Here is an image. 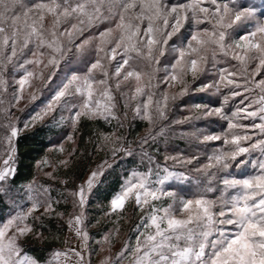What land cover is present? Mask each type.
Masks as SVG:
<instances>
[{"label": "snow or ice", "instance_id": "6c2138e0", "mask_svg": "<svg viewBox=\"0 0 264 264\" xmlns=\"http://www.w3.org/2000/svg\"><path fill=\"white\" fill-rule=\"evenodd\" d=\"M105 22L111 26L100 30ZM166 55L172 62L161 66ZM9 76L18 86L10 94ZM201 76L212 79L196 84ZM54 78L44 106L22 124L14 121L11 109L25 99L33 80L47 85ZM161 85L165 90L157 92ZM176 85L180 90L170 94L167 89ZM210 89L222 100L194 103L193 115L170 120L176 100ZM115 93L123 101L124 118L131 108L132 119L146 121L149 128L135 148L115 131L96 138V147L110 148L113 157L138 156L146 164V170L124 178L107 214L123 212L134 200L143 215L135 243H125L100 264H264V0H0V144L6 148L0 203L10 201L19 209L0 222V264H92L85 206L113 165L105 160L75 191L65 189L58 197L50 185L35 180L15 188L16 142L21 132L48 117L56 121L54 113L61 114L58 125L71 128L66 140L72 142L82 117L116 120L122 128ZM236 97L241 99L229 108ZM37 98L36 92L28 94L29 103ZM199 120H207L208 128H196ZM214 121L226 126L209 131L217 126ZM183 124L193 126L179 133L195 141L193 152L177 150L161 165L150 149L161 138L166 144L175 125ZM56 151L63 153V144ZM74 153L57 162L44 158L37 167H51L45 176L55 180L54 173L68 168ZM176 187L190 194L178 195ZM14 192L26 194L27 207L12 199ZM69 197L73 212L67 224L79 247L51 251L46 261L21 258L26 239L43 237L36 223L53 213L62 218L54 206ZM108 240L106 235L98 243Z\"/></svg>", "mask_w": 264, "mask_h": 264}, {"label": "trees", "instance_id": "16d2710c", "mask_svg": "<svg viewBox=\"0 0 264 264\" xmlns=\"http://www.w3.org/2000/svg\"><path fill=\"white\" fill-rule=\"evenodd\" d=\"M174 2H185V0H170V3ZM108 26L111 25L105 22L100 25V30H103ZM165 58L166 56L162 59L165 60ZM158 73L159 74H157L156 79L160 78V72ZM206 81L209 82L202 76L196 81V84L206 83ZM8 84V94H10L15 88V86L12 85L11 76L8 77ZM164 89V85H161L157 89V92L164 91ZM194 95H188L175 101L171 107V111L169 112L170 120L183 119L185 116L193 113V111H189V106L191 103L190 98ZM7 99H10V96L6 94V100ZM193 101V103L207 102L205 99L198 97H195V100ZM118 102L120 103L119 109L117 110L119 114L118 117L123 120L124 124L122 128L118 127L116 120H113L111 124H108L103 120H89L84 117L81 118L78 129L74 133V135L77 136V146L72 157V162L68 168L61 169L59 173L61 177L68 181L66 185H70L66 186L55 183L53 184L51 191L53 197H58L59 193L65 189H76L77 185L84 180L86 175L90 172L92 166L97 162L101 163L107 160L109 164L113 165L112 168L105 171L102 182L93 190L92 197L90 198V206L88 210L89 213H92V215L87 219V225H99L98 230L91 232V235L96 239H101L105 233L116 226V223L119 221L117 216L127 218L128 222H132V224L137 225L140 222L139 218L143 215V213H136L139 208L135 205V203L133 204L130 215L127 210H124L119 215L117 213L107 214L110 209V199L119 191L124 178L132 171L146 170V164L141 163L138 156L126 157L123 153H119L113 157L109 148L101 150L96 147V138L99 134L111 133L115 131L116 135L124 136L127 141H131V146L135 148V142L139 139V137L144 136L148 131L149 125L146 121L141 119H132L131 108L127 110L128 116L125 119L123 117L125 112L123 102L119 100ZM185 104L188 105V108L182 109L180 106ZM11 113L13 120H18L16 117L17 111L15 107L11 109ZM58 120L59 119L56 118V121ZM18 121L21 124L23 123V120ZM56 121L50 118L45 120L43 123L37 124L35 128H31L20 133L16 142L17 156L15 164L17 175L14 186L15 188H21L24 184L32 180L36 181L39 174L37 163L46 157L51 148L64 141L67 134L71 133L72 130L70 127L66 125H58ZM182 130L192 131L193 128L189 124L175 125L172 133L169 134V139L166 144L163 138H161L154 148L150 149L161 165L165 164L166 155L170 153L175 154V151L177 150L183 151L185 155H190L193 152L195 143L190 138H180L179 133ZM190 144L192 147H189ZM125 146L128 145L126 144ZM155 148H159V152H156ZM5 151V146L0 144V162L4 158ZM172 164L173 161L169 160V166ZM45 182L47 181L45 180ZM175 191L179 194L181 193L182 195L190 194L187 191H182L180 187H176ZM192 191H195L194 186H192ZM26 198V194L18 196L15 192L12 197V199L17 201L18 204H21L23 200L26 201ZM4 203H7L9 206L4 207ZM4 203H0V222L6 221L9 218V213L14 212L16 209V206L12 205L10 201H5ZM167 203L168 202L166 201L164 202L165 205ZM64 204L66 203L61 201L60 204L56 206L57 208L60 207L65 210L67 208ZM115 220L118 221L115 222ZM39 230L43 233V235H45L46 239L41 241L33 239L28 242L24 245V253L28 257L40 258L41 260L46 261L50 257L51 251L61 249L60 245L63 234L67 230V225L57 222V219L51 217L49 219H44L43 223L39 224ZM136 235V231H131L130 239L133 241L136 238Z\"/></svg>", "mask_w": 264, "mask_h": 264}, {"label": "rangeland", "instance_id": "374dc122", "mask_svg": "<svg viewBox=\"0 0 264 264\" xmlns=\"http://www.w3.org/2000/svg\"><path fill=\"white\" fill-rule=\"evenodd\" d=\"M256 2L258 3L259 0H256ZM205 6H209V5L207 3H205ZM162 60H161V66H163L165 63H171L172 62V57L166 55L165 60H163V61ZM221 66H223V65H221ZM76 67L83 69V66L82 65H76ZM61 68L63 69V65L61 66ZM22 74H23L22 72L17 73V75H16L15 78L18 79L19 76L22 75ZM157 74H159V73H157ZM58 75H59V73H58ZM45 76H47V72L45 73ZM163 76H164V73L161 71L160 72V78L158 77L159 79H157V80H161L163 78ZM203 77H205L208 81H210V79H212V76H203ZM259 78H260L259 76L256 77V79H259ZM186 79L189 80V82H191V77L190 76L187 77ZM11 82H12V85L15 86V88L18 87L15 84L14 79L12 77H11ZM54 83H56L55 78L53 79V82L52 83H49L47 85H45L43 81L33 80L32 87L31 88H28L27 91L25 92V99L21 100L20 103L18 105H16V107H15V109L17 111V116H16L17 119L24 121V120H26L33 113L34 110H36V111L40 110V108H42L44 106V102L49 98V95H50L49 89L53 86ZM206 83H208V82L206 81ZM15 88H14V90H15ZM164 88H165V86H164ZM124 90H127V89H124ZM179 90H180V86L179 85H176L173 88L167 89V91L170 94L177 93ZM31 92H36L38 98H37L36 101H33V102L29 103V101H28V94L31 93ZM223 92L226 94L228 92V90L227 89H224ZM115 95H116L117 110H118L119 109V104H120L118 102V100L121 101V102H123V101L121 100V98L119 96V93H115ZM195 97L205 99L207 102L210 99L212 101H214V102H219L220 100H222V95L221 94H215L214 93V90L213 89H210L208 92H205V93H197L194 96H192L190 98V102L191 103H190L189 109H191L192 104H194L193 103L194 102L193 100H195ZM240 99H241V97H236L235 99L230 100L228 107L229 108L233 107L235 104H237L239 102ZM192 111H193V113L191 115H193L195 113V110H192ZM53 115H55L56 118L60 119V115H61L60 113H54ZM62 115L68 116V113L67 112H64V113H62ZM118 115L119 114L117 112V116ZM25 117H26V119H25ZM123 117H124V115H123ZM50 118L51 117H48L47 119H50ZM243 122L244 123H249L248 121H243ZM208 123L209 122L207 120L194 121V124H195V127L196 128H208ZM214 123L217 126L216 127H213V128H216V129L210 128V129H208L209 131H220V130H222V127L223 126H226V122L214 121ZM189 125L193 128V126L191 124H189ZM194 143H195V141H194ZM61 144H63L64 150H65L63 153H60V152L56 151V148L59 145H61ZM76 146H77V136L74 135V142L66 140V137H65V140L62 141V142H60L59 144H57L53 148H51L48 151V154L46 155V157H44V158H47L49 161H52V162H57V161H59L61 159H64L68 155V153H70V152L73 151V149L76 150ZM167 162H168L167 164L169 165V161H167ZM102 163L103 162H101V163L100 162L95 163L92 166L90 172L92 170L96 169L97 165H100ZM0 164H2V161L0 162ZM61 169H65V168H59L57 170V172L54 173V175L56 176V179L55 180H52V179H49L47 176H45V172H51L52 171V168L51 167L44 168L43 170H40L38 168L39 174H38V178L36 179V182L38 184L50 185L51 187H53V184H55V183H58V184H61V185H65V184H62L61 183V181L66 180L65 178H63V177H61L59 175ZM90 172L86 175V177L84 178V180L81 181L77 185V188H78V186L80 184H82L84 181L87 180ZM192 174H196V173L195 172H192ZM45 180L47 182H45ZM69 185L70 184H68L66 186H69ZM76 189H74V190L67 189V191L68 192H71V191H75ZM177 194L178 195H182L181 193L179 194L178 192H177ZM51 195H52V193H51ZM91 197H92V195L90 196V198ZM165 201L168 202V203L170 202V200H164L161 203L164 204ZM23 202L21 204L19 203V205H24L25 207H27L28 204H29V202L27 201V198H26V201L23 200ZM134 203H135L134 200H130L126 204L127 207L125 206V209L124 210H127V212H128L129 215H130V213L132 211V207H133V204ZM64 205L67 208L65 210L62 209V208H60V207L57 208L56 205L54 206L55 209H56V212H59V213H63L64 214L62 218L56 216L55 213H53L49 217L42 218V221H38L36 223V226L35 227H36V230L37 231H40L39 230V224L40 223H43L44 219H49L51 217L57 219V222H61L62 224L67 225V230L63 234V238H62L61 245H60L61 248L67 249L69 247L67 246V243H65V241L67 240V237H72L74 235V233L69 230V226L67 224V221L69 219V214L73 212V207H72V204H71V197H69V201L66 204H64ZM89 206H90V203L85 206L87 219L92 215V213H89V210H88L89 209ZM16 210H19V209L16 207L15 211ZM136 213L137 214H140L142 212L140 210H137ZM117 214L119 215L120 213H117ZM121 218H122L121 216L120 217L117 216V219L119 221L118 220H115V222L118 221V223H116V226L114 228H111L107 233H105L102 236L101 239H96V238H94L91 235V232L92 231H96V230L99 229V225H96V224L95 225H92V226L87 225V231L89 232V242H88L89 243V249L92 250L95 253L94 255L91 256V262H92V264H100V261L104 257H109V256L115 257L116 253H118L124 247L125 243H130V244H134L135 243V239L133 241H132V239H130V233H131V231L132 232L135 231L136 225L132 224V222H128V219L127 218H122V219ZM140 218H139V221H140ZM106 235L109 236L108 242L98 243V241H103V238ZM43 237H45V235H43ZM43 237L41 239H38V240H40V241L43 240L44 239ZM33 239H35V238L29 237L28 239H26L24 241V245L27 244L28 242L32 241ZM24 256H27V255L23 251L21 258H23Z\"/></svg>", "mask_w": 264, "mask_h": 264}, {"label": "built area", "instance_id": "2783aa9c", "mask_svg": "<svg viewBox=\"0 0 264 264\" xmlns=\"http://www.w3.org/2000/svg\"><path fill=\"white\" fill-rule=\"evenodd\" d=\"M67 246L68 247H73V248H78L79 247V240L73 235L72 237H67Z\"/></svg>", "mask_w": 264, "mask_h": 264}, {"label": "crops", "instance_id": "0c3cea01", "mask_svg": "<svg viewBox=\"0 0 264 264\" xmlns=\"http://www.w3.org/2000/svg\"><path fill=\"white\" fill-rule=\"evenodd\" d=\"M61 251L65 250V248H61ZM73 259H75V257H73ZM61 264H63V261H61Z\"/></svg>", "mask_w": 264, "mask_h": 264}]
</instances>
